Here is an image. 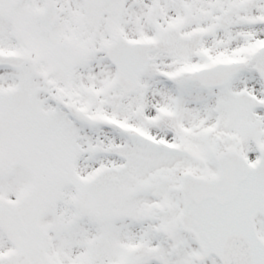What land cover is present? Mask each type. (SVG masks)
I'll list each match as a JSON object with an SVG mask.
<instances>
[{"label": "snow or ice", "instance_id": "snow-or-ice-1", "mask_svg": "<svg viewBox=\"0 0 264 264\" xmlns=\"http://www.w3.org/2000/svg\"><path fill=\"white\" fill-rule=\"evenodd\" d=\"M0 264H264V0H0Z\"/></svg>", "mask_w": 264, "mask_h": 264}]
</instances>
